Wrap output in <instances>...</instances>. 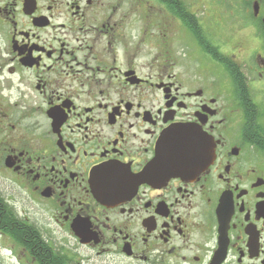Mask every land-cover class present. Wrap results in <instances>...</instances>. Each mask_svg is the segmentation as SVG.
<instances>
[{
    "label": "flooded vegetation",
    "instance_id": "flooded-vegetation-1",
    "mask_svg": "<svg viewBox=\"0 0 264 264\" xmlns=\"http://www.w3.org/2000/svg\"><path fill=\"white\" fill-rule=\"evenodd\" d=\"M0 264H264V0H0Z\"/></svg>",
    "mask_w": 264,
    "mask_h": 264
},
{
    "label": "water",
    "instance_id": "water-1",
    "mask_svg": "<svg viewBox=\"0 0 264 264\" xmlns=\"http://www.w3.org/2000/svg\"><path fill=\"white\" fill-rule=\"evenodd\" d=\"M155 162L164 166L166 177L181 175L187 168H202L207 162L202 146L197 142L203 140L202 135L195 132L190 124H179L169 127L160 137Z\"/></svg>",
    "mask_w": 264,
    "mask_h": 264
}]
</instances>
